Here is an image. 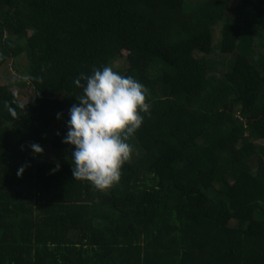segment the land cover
Instances as JSON below:
<instances>
[{
    "label": "trees",
    "instance_id": "16d2710c",
    "mask_svg": "<svg viewBox=\"0 0 264 264\" xmlns=\"http://www.w3.org/2000/svg\"><path fill=\"white\" fill-rule=\"evenodd\" d=\"M9 61L0 264H264V0H0ZM106 65L147 88L150 115L100 191L62 139L74 81Z\"/></svg>",
    "mask_w": 264,
    "mask_h": 264
},
{
    "label": "clouds",
    "instance_id": "9594fccd",
    "mask_svg": "<svg viewBox=\"0 0 264 264\" xmlns=\"http://www.w3.org/2000/svg\"><path fill=\"white\" fill-rule=\"evenodd\" d=\"M74 83L82 94L69 109L62 143L71 147L74 180L87 181L103 191L120 181L122 166L132 151L128 141L141 128L142 114L150 115L148 90L133 76L121 75L107 65L94 68L91 74L81 73ZM30 148L33 158L43 154L39 144ZM27 167L18 169V177ZM58 170L59 165L54 171Z\"/></svg>",
    "mask_w": 264,
    "mask_h": 264
},
{
    "label": "rangeland",
    "instance_id": "374dc122",
    "mask_svg": "<svg viewBox=\"0 0 264 264\" xmlns=\"http://www.w3.org/2000/svg\"><path fill=\"white\" fill-rule=\"evenodd\" d=\"M223 60V59H222ZM224 62V61H223ZM114 69H121L124 67L123 61H119L118 63H115L112 66ZM18 76V73H16L12 62L9 61L0 69V85H9L11 84L15 78ZM21 99L23 102H27L32 97V91L30 88L25 87L21 90ZM264 144V141L261 142Z\"/></svg>",
    "mask_w": 264,
    "mask_h": 264
}]
</instances>
